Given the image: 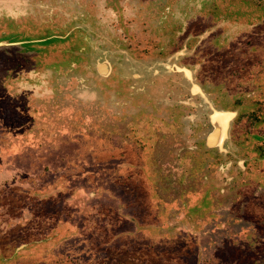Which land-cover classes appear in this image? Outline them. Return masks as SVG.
Wrapping results in <instances>:
<instances>
[{
    "label": "rangeland",
    "instance_id": "obj_1",
    "mask_svg": "<svg viewBox=\"0 0 264 264\" xmlns=\"http://www.w3.org/2000/svg\"><path fill=\"white\" fill-rule=\"evenodd\" d=\"M192 28L187 48L180 35ZM216 46L229 54L207 64ZM198 48L199 63L186 66ZM103 61L110 75L96 71ZM206 64L228 78L211 96L196 77ZM163 79L172 84L152 85ZM212 100L244 113L264 196V0H0V221L35 242L31 264L250 263L242 253L264 264V209L230 228L251 201L232 204L231 155L204 147ZM135 103L148 105L144 118Z\"/></svg>",
    "mask_w": 264,
    "mask_h": 264
},
{
    "label": "flooded vegetation",
    "instance_id": "obj_2",
    "mask_svg": "<svg viewBox=\"0 0 264 264\" xmlns=\"http://www.w3.org/2000/svg\"><path fill=\"white\" fill-rule=\"evenodd\" d=\"M61 3V2H60ZM63 4V3H61ZM60 4V5H61ZM64 5V4H63ZM77 6L78 3L75 2L72 6ZM109 5L110 2H109ZM71 6V7H72ZM213 10L216 11V5H214L213 7ZM226 14L225 11H222ZM212 16V14H211ZM144 19V17H143ZM138 22H141V21H138ZM171 26H172V23H171ZM207 27H211L210 25L207 26ZM203 31H200V33H198V35H200ZM77 35L78 33H81V31H76L75 32ZM142 33V32H141ZM165 33V32H164ZM173 33V31H169L168 32V35L171 36ZM167 34V33H166ZM220 35V36H219ZM145 33H144V40H145ZM182 37V41L180 42L181 45H183V42L185 41V46L187 48L191 47V40L197 36V33L195 32L194 28L192 29H188V30H184L182 31L181 35ZM56 36L51 34L49 36H47V38H40L42 40H40L39 38L36 39V42H45V40H51V38H55ZM67 37V35H65L62 39H65ZM180 37V38H181ZM219 37H222V31H220L217 35L215 36H211L209 39H208V42L209 44H207V47L209 46H215L213 44H217V42L219 41ZM163 38V37H162ZM77 40V42H82V40H79V35H78V38H75ZM42 42V43H43ZM78 43V44H79ZM208 47V48H209ZM79 48V46L77 47ZM79 50V49H78ZM174 47H170L166 50L162 49L159 50V51H155L154 49L150 52H147V53H139V54H135V56L133 58H136V60H142V61H145V60H149V59H157V58H163L164 56V53H167V55H169V53H173L174 51ZM229 50L230 48L229 47H217L215 48V50L212 51V53L207 57V61L209 64L210 62H212L213 60V55H215L216 57H218L219 59L223 58V57H227L228 54H229ZM197 52V53H196ZM196 52H194V55H193V58L191 56V59H190V56L186 59V62H184V64L186 66L188 65H196L197 63H199V59H201V53H200V49L198 48L196 50ZM136 53H138L136 51ZM163 55V56H162ZM204 57H205V54H203ZM202 55V57H203ZM110 63V62H109ZM107 61H103L99 64L96 65V71L98 72V74L100 73V75H110L111 74V69H112V66L111 64H109ZM207 64H206V67L204 65V67H200V71H198V74H196V77H197V80H198V83L201 85V87L204 89V91L207 93L208 96H211L212 95V91L210 90L209 88V85L214 87V89H218V86H221L225 81L226 79L228 78H221L219 81L217 80L216 77H213L209 71H207ZM100 66H102L104 68V71H100L99 68ZM98 68V70H97ZM205 68V69H204ZM106 70V72H105ZM100 71V72H99ZM170 82V81H169ZM155 84H152L154 86H161L163 87V83H166L167 85L169 84H172L171 83H167L165 79L161 80V81H155L154 82ZM176 84V83H175ZM172 86V85H171ZM175 86V85H174ZM152 88H154L152 86ZM148 89H151V84H150V87ZM175 91L176 93L174 94V96L176 98H180V93L182 90H180V88L178 87H175ZM196 91V89H195ZM226 91V94H229L230 92L229 91V88L227 87L225 89ZM164 93V92H163ZM179 93V94H178ZM234 94V92L232 91V93L230 94V96L232 97ZM179 100V99H177ZM213 105H214V109L218 112H226V111H237V113H235L234 117L229 121V125L227 126V129H226V133H225V137L223 138V141L221 142V145L218 147L216 146L215 144L213 145V141L209 142V137L212 135V132H213V127L211 126L210 124V121L208 119V116H207V125L208 127H210L211 129L209 130V137H208V140L207 142H205V148H207V151L210 152L211 154H214V151H218L219 153H223L225 154L226 156L228 155H231V158H230V163L231 167H229L227 170L230 172L229 174L233 177H229L228 175H225L224 178H230L231 181H235L237 186H238V189L236 192H234V196H235V200L234 198H231V201H232V204L234 205H237L239 203V205L242 206L243 204V200L245 202H248L249 200L251 201V205L250 206H244L246 208H244L242 211L240 209V211L238 212L239 214L241 213V218L239 217L238 218V221H235L233 223H231L233 226L230 227L231 229H239V230H243V226L241 224H243V222H245V217L243 215V213L246 212V217L247 219L250 218V215H253V211L256 210L258 212H260L261 214H263V212L261 211L262 209H264V196L263 195H257V191H256V184L254 185V183H256V178L259 177L260 175L259 174H256V175H253L252 174V166L254 168V164H255V160L250 156L247 155V152L245 151L246 148H247V142L245 140V138L247 136H254L253 135V131L251 132L248 131L249 129H247L245 126L243 127L242 124H244V121L241 119V117L244 115V113H241L242 111H238V108L236 107H227L229 105L227 104H223L222 103V100H221V103H218L217 101H213ZM157 104V103H155ZM188 105V108L191 107L190 109H188L187 111V115L186 117L188 118L187 120H190L191 118V115L189 113H195V106L191 103H186ZM158 105V104H157ZM145 106H148V105H140V104H134V111L133 113H139L137 114L138 118H144L145 114H142V113H149L148 112V109H146L145 111L142 109V108H145ZM152 108V106H151ZM193 109V110H192ZM179 113V112H177ZM181 113V112H180ZM221 115V114H219ZM248 115V121L249 123L251 124V119H252V114L250 113H247ZM185 118V117H184ZM257 118L256 116H254V121L257 122ZM252 128V127H251ZM253 129V128H252ZM258 137V136H257ZM256 137V138H257ZM259 139V138H258ZM204 145V144H203ZM212 145V146H210ZM260 148V146H257V149ZM229 157V156H228ZM233 159H237V160H233ZM235 164V165H234ZM249 167V169H247V167ZM236 170V172H235ZM228 173V172H227ZM226 173V174H227ZM217 174L213 175V174H207V179H209L208 181H212L214 180V177L216 176ZM219 176V174H218ZM225 186V189H219L218 191L220 192H223V193H226V195H228V192L226 190V186L228 187V184L227 183H224ZM213 187V185L211 186ZM214 187H217V185H215ZM244 188L241 189V188ZM230 189V188H228ZM215 192L212 191V193H209V195L211 197H214V199H217V193H216V190L217 188H214ZM220 192V193H221ZM254 197L258 198V199H255L252 200ZM243 199V200H241ZM215 202H218L217 200H214ZM211 202V200L209 199V203ZM207 203H208V200H207ZM220 204V203H218ZM259 204V205H257ZM212 206V203L210 204ZM221 205H223V207L225 208L227 206V204L225 202H222L221 201ZM237 209H238V206H237ZM226 210V209H225ZM251 212V213H250ZM264 215V214H263ZM254 222V221H253ZM216 223H213V225H215ZM231 224H227L228 227L231 225ZM224 227H225V224H222ZM217 228V227H214V226H211L210 227V233H216L218 229H220L222 231V228ZM227 228V227H226ZM2 233H7V236L6 237H0V264H31L32 261H35V259H38V256L33 254L32 253V247L35 246V242H33L30 238H21L18 233H19V230L18 228L16 227L15 230L12 231V229H10L9 231H2ZM218 234V232H217ZM236 238L233 239V240H236V239H239L237 237V234L235 235ZM226 239V238H224ZM223 239V240H224ZM230 240V239H229ZM44 240H40L39 242H42ZM225 241V240H224ZM34 248V247H33ZM47 258L50 259L52 253L49 251L47 253ZM239 256L240 259H238V261L240 260H244L245 262H250V263H247V264H251V262L255 261L257 262L260 258V255H251L249 256V254H241V255H237ZM264 257V255H263ZM243 258V259H242ZM39 264H44V262H39Z\"/></svg>",
    "mask_w": 264,
    "mask_h": 264
},
{
    "label": "water",
    "instance_id": "obj_3",
    "mask_svg": "<svg viewBox=\"0 0 264 264\" xmlns=\"http://www.w3.org/2000/svg\"><path fill=\"white\" fill-rule=\"evenodd\" d=\"M166 67H169V66L167 65ZM102 69H103V67L99 68L100 71H102ZM176 69H177V72L182 71L185 76L186 75L188 76L187 72L184 69H179V68H176ZM97 70H98V68H97ZM105 72H106V70H105ZM196 88L197 87L194 86L190 89V91L194 92ZM196 90H198V89H196ZM219 114H227V112H218L216 110H213L211 115H210V120L212 123V127L214 129L212 132V136L214 135V138L212 141H213V145L215 144L218 147L221 145V142L223 141V138L225 137L227 126L229 125V120L224 118L226 116L219 115ZM210 146H212V145H210Z\"/></svg>",
    "mask_w": 264,
    "mask_h": 264
},
{
    "label": "crops",
    "instance_id": "obj_4",
    "mask_svg": "<svg viewBox=\"0 0 264 264\" xmlns=\"http://www.w3.org/2000/svg\"><path fill=\"white\" fill-rule=\"evenodd\" d=\"M33 112V111H32ZM227 112V114L229 115V117H228V120L230 121L233 117H234V115H235V113L233 112V111H226ZM20 128H22V127H20ZM30 131V130H29ZM29 131H25V132H29ZM28 136L30 135V132L27 134ZM43 189V188H42ZM21 192V191H20ZM23 192V194H25V193H28V192H30V190L29 191H26V190H23L22 191ZM9 226V224L8 223H5V222H2V221H0V237H6L7 236V233H2V231H9L11 228H9L8 227ZM18 226V223H16V225L14 224V226L12 227V231L13 230H15V228ZM18 235L21 237V238H30V236H28V237H26V236H24V235H21L20 234V231H19V233H18Z\"/></svg>",
    "mask_w": 264,
    "mask_h": 264
},
{
    "label": "bare ground",
    "instance_id": "obj_5",
    "mask_svg": "<svg viewBox=\"0 0 264 264\" xmlns=\"http://www.w3.org/2000/svg\"><path fill=\"white\" fill-rule=\"evenodd\" d=\"M100 67H102V66H100ZM102 71H104V68L102 69ZM221 115L226 116V117H224L225 119H228V117H229L228 114H221ZM222 123H223V122H222ZM213 138H214V135H213V136L211 135V136L209 137V142H210V141L212 142Z\"/></svg>",
    "mask_w": 264,
    "mask_h": 264
}]
</instances>
